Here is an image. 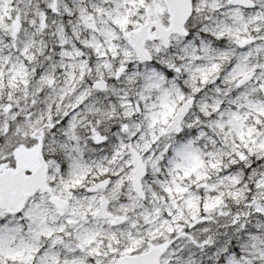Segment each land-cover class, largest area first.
<instances>
[{
    "label": "snow or ice",
    "instance_id": "snow-or-ice-1",
    "mask_svg": "<svg viewBox=\"0 0 264 264\" xmlns=\"http://www.w3.org/2000/svg\"><path fill=\"white\" fill-rule=\"evenodd\" d=\"M0 264H264V0H0Z\"/></svg>",
    "mask_w": 264,
    "mask_h": 264
}]
</instances>
